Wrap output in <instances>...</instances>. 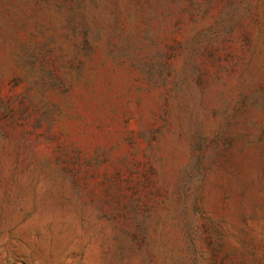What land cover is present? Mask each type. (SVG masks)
I'll list each match as a JSON object with an SVG mask.
<instances>
[{
	"label": "rangeland",
	"instance_id": "374dc122",
	"mask_svg": "<svg viewBox=\"0 0 264 264\" xmlns=\"http://www.w3.org/2000/svg\"><path fill=\"white\" fill-rule=\"evenodd\" d=\"M0 264H264V0H0Z\"/></svg>",
	"mask_w": 264,
	"mask_h": 264
}]
</instances>
